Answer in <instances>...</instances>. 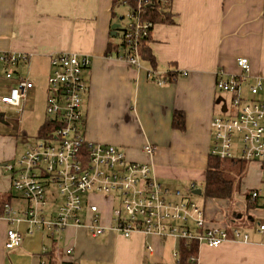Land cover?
I'll list each match as a JSON object with an SVG mask.
<instances>
[{"label": "crops", "instance_id": "0c3cea01", "mask_svg": "<svg viewBox=\"0 0 264 264\" xmlns=\"http://www.w3.org/2000/svg\"><path fill=\"white\" fill-rule=\"evenodd\" d=\"M169 2L172 22L155 23L148 42L153 70L165 78L175 70L187 75L158 85L148 79L152 67L141 58L136 69L117 58L116 51L105 54L108 43L120 41L111 34V25L122 17L112 0H0V51L29 54L27 63H19L15 72L27 73L34 84L18 106L0 104V109L23 115L29 100L39 94L46 98L52 53L87 55L91 63L82 70L87 86L82 95L85 139L116 145L128 160L147 163L170 191L175 190L174 182L192 186L203 181L212 116L233 112L228 106L231 94L226 102L215 86L216 70L222 69L226 76L239 74L236 59L245 57L250 66L247 82L264 80V0ZM0 79V94H5L14 80L6 79L2 68ZM175 112L182 113L184 129L172 126ZM18 142L12 134L0 135V202L11 207L20 206L22 198L11 189L3 165L17 158ZM147 144L153 147L151 155L143 151ZM234 184L232 201L204 197L199 205L207 226L239 227L248 233V240H227L218 247L198 244L197 264H264V231L258 229V223L264 224V201L250 208L244 198L260 184L258 164L244 163ZM98 203L104 231L97 237L83 227L68 226L51 239L45 232L27 234L24 222L12 226L0 217V264H178L177 237L140 232L123 237L110 229L109 202ZM23 208L24 203L19 210ZM51 209L52 205L48 213ZM8 228L23 233L22 242L11 249L5 247ZM70 246L73 251L67 255Z\"/></svg>", "mask_w": 264, "mask_h": 264}, {"label": "built area", "instance_id": "2783aa9c", "mask_svg": "<svg viewBox=\"0 0 264 264\" xmlns=\"http://www.w3.org/2000/svg\"><path fill=\"white\" fill-rule=\"evenodd\" d=\"M135 2V7L127 0L121 2L130 9L123 25L124 45L117 48L116 56L138 69L141 63L137 40L147 36L153 24L142 20L150 0ZM29 58L26 53L0 51L3 75L14 80L7 93L0 94V104L18 106L22 99H27L33 81L27 73L15 72V68L19 63H27ZM90 63L87 55L72 52L50 55L45 115L59 127L47 137L35 138L22 155L3 165L10 175L11 188L29 206L18 212L9 203L0 204V217L12 226L25 222L27 234L47 230L53 237L74 226L83 227L91 237H97L104 231L98 201L106 199L110 204V229L123 237L140 232L174 236L209 247H218L227 240L247 241L248 233L239 227L207 226L203 207L190 198L192 191L188 194L179 189L170 191L161 186L147 163L128 160L116 145L85 139L82 95L87 86L82 70ZM236 64L239 74L226 76L222 69L215 72V86L231 94L233 112L212 116L209 154L221 160L258 164L260 184L246 196L248 203H254L264 201V100L241 98L240 86L249 78L250 66L245 57H238ZM180 75L185 76L187 72L182 71ZM147 77L158 85L166 80L153 69L147 70ZM249 87L250 94L256 96L264 92V80L255 78ZM143 151L151 155L153 147L147 144ZM56 194L62 198L60 203L54 198ZM50 205L53 210L48 213ZM258 229L263 232L264 224L258 223ZM5 235L7 249L23 240V233L16 228H8ZM72 251L71 246L67 247L65 254ZM189 261L197 264L196 255H190Z\"/></svg>", "mask_w": 264, "mask_h": 264}, {"label": "trees", "instance_id": "16d2710c", "mask_svg": "<svg viewBox=\"0 0 264 264\" xmlns=\"http://www.w3.org/2000/svg\"><path fill=\"white\" fill-rule=\"evenodd\" d=\"M121 2L122 0H112V5L114 7L117 5H123ZM127 2L129 3L131 7H135V3H136L135 0H127ZM125 6L127 7V10L130 9L128 5H125ZM144 9L145 10L142 15L143 21L150 22L153 25L155 23H171L172 22V13L170 11L169 0H150V2L145 5ZM263 11H264V8H263ZM115 30H116V34H118V31L121 30L120 41L115 44H112L111 42L108 43L107 50L105 53L106 55H110L111 53H114L120 45L122 44L124 45V41L122 39L125 35L124 33L125 27H123L120 24L119 27L116 28ZM151 32H152V28L150 29L149 34L147 36L140 37L137 40V52H138L139 57L142 60L146 61L152 67V69H155V60H154V57L148 45V42L151 39ZM165 75H166L165 79L172 80L176 78L177 76H179L180 73L175 70V71H169L168 73H165ZM172 126L174 128L184 129V118H183L182 113L180 112L174 113L173 119H172ZM58 127L59 125L57 124V122H55L54 119L48 118L45 115L43 122L39 126L37 135L34 138L47 137L51 135ZM225 160L226 159L221 160L219 158L212 157L210 154H208V160L206 163L204 180H203V187L201 190L205 198L215 199V200H220V201L222 200L232 201L234 192L237 189V185L234 184L235 179L231 177L228 173L226 174L225 167H227L228 170L234 169L236 167L238 168V172H239L238 174H241V172L244 169V163L239 160L229 159L227 166H225L224 165ZM194 189L196 188H193L191 191H193ZM247 194H248V191L244 193L245 199H246ZM3 203H9V202L7 201L0 202V204H3ZM256 204L257 202H254L251 204L248 203V207L249 206L250 208L256 207ZM204 216H205V211H204ZM205 219H206V216H205ZM226 227L228 228V226ZM36 231L47 233L48 237H50L51 239H56L55 237H57V236H53V237L50 236L48 233L49 231L47 230H36ZM36 231H33L32 233ZM43 251H45V248L43 249ZM196 252H197V244L195 242L187 241V240H180L179 247H178V264H192V262L189 261V256L192 254L196 255Z\"/></svg>", "mask_w": 264, "mask_h": 264}, {"label": "rangeland", "instance_id": "374dc122", "mask_svg": "<svg viewBox=\"0 0 264 264\" xmlns=\"http://www.w3.org/2000/svg\"><path fill=\"white\" fill-rule=\"evenodd\" d=\"M115 12L117 14H119L118 16H122V19L119 20V23L123 26L124 23L126 22L125 19H126L127 7L125 5H117L115 8ZM120 34H121V30L118 31V34L116 37H114V40H117V41L120 40V38H121ZM23 74L26 75V73H23ZM0 82L2 83L1 79H0ZM249 86H250V84L247 81L240 86V96L242 99H244V100H250V99L264 100V92H260L258 95L253 96L250 94V87ZM0 93H2V92L0 91ZM218 93L221 94L224 97V100L227 102L228 97H229L228 93L221 92L219 90H218ZM44 98L45 97L43 94H39L38 97L35 98L34 101L29 100L27 102L28 103L27 108L29 110L28 111L26 110L25 114H23V115L20 112H18V111L15 112V111H12L11 109H4V110L0 109V112L4 113L3 119L5 120L4 122H0V135L12 134V135L16 136V138L19 141L18 145H17V150H16V156L17 157L22 155L24 153V151L27 149V147L35 141L34 137H36L39 126L41 125V123L43 122L44 117H45L44 105L46 106V103L44 104ZM228 106H230V104ZM31 107L34 110L33 113H30ZM226 113L228 114V112H226V111L219 112V114H221V115H224ZM42 118H43V120H42ZM41 120H42V122H41ZM234 153H236V152H234ZM237 154L238 153H236L235 156H237ZM228 162H229V159H226L224 162V165L227 166ZM242 162L246 163L244 161H242ZM225 170H226V174L228 173L234 179H237L240 176V174H238L239 173L238 168H236V167L234 169H230V170H228V168L225 167ZM252 173H249V175H252ZM194 183H195L194 188L202 190L203 181L197 180V181H194ZM181 184L182 183L174 182V186L172 187V189H179L184 194L191 193L192 187L190 186L189 183H187L185 185H183V184L181 185ZM54 198H56L57 203H60L62 200V198L59 194L58 195L56 194ZM190 198L192 200H194L195 202H197L198 204H200L204 200L203 194L194 195L191 193ZM19 201L21 203L20 206L14 205V207H12V208L18 212H22L27 208V206H29V204L25 198H22ZM23 203L25 204V208H23L22 210H19L23 207ZM13 204H16V202H14Z\"/></svg>", "mask_w": 264, "mask_h": 264}, {"label": "water", "instance_id": "95a60500", "mask_svg": "<svg viewBox=\"0 0 264 264\" xmlns=\"http://www.w3.org/2000/svg\"><path fill=\"white\" fill-rule=\"evenodd\" d=\"M120 19H122V17ZM119 25H120L119 23H113L111 25V29H112L111 34L116 35V30L115 29L118 28ZM3 117H4V113L3 112H0V121L1 122H4ZM192 194H194V195H201L202 194V191H201V189H194L192 191Z\"/></svg>", "mask_w": 264, "mask_h": 264}]
</instances>
